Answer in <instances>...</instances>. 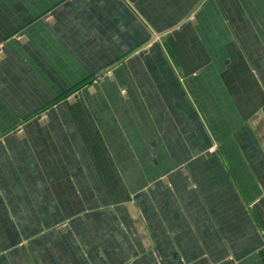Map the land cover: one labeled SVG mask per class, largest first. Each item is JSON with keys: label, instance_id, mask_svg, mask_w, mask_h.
<instances>
[{"label": "crops", "instance_id": "1", "mask_svg": "<svg viewBox=\"0 0 264 264\" xmlns=\"http://www.w3.org/2000/svg\"><path fill=\"white\" fill-rule=\"evenodd\" d=\"M0 264H264V0H0Z\"/></svg>", "mask_w": 264, "mask_h": 264}, {"label": "rangeland", "instance_id": "2", "mask_svg": "<svg viewBox=\"0 0 264 264\" xmlns=\"http://www.w3.org/2000/svg\"><path fill=\"white\" fill-rule=\"evenodd\" d=\"M73 93H75V92H69L70 95H68L67 97L71 96V94H73ZM67 94H68V93H67ZM65 97H66V96H65ZM65 99H66V98H65ZM42 120H44V119H42V118H41V119H40V118L37 119V121H42ZM20 130H22V128L19 129V131H20Z\"/></svg>", "mask_w": 264, "mask_h": 264}]
</instances>
